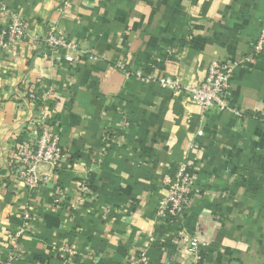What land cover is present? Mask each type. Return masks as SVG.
Returning <instances> with one entry per match:
<instances>
[{
  "label": "crops",
  "instance_id": "crops-1",
  "mask_svg": "<svg viewBox=\"0 0 264 264\" xmlns=\"http://www.w3.org/2000/svg\"><path fill=\"white\" fill-rule=\"evenodd\" d=\"M2 4L22 15L27 33L0 48V264L25 210L31 219L15 264H64L53 247L66 241L78 247L72 264H264V53L230 79L240 114H203L184 93L134 75L199 82L213 59H241L264 24V0ZM52 23L77 51L52 53L35 40ZM43 105L67 157L56 170L39 167L51 180L30 191L12 164ZM184 160L199 193L172 223L157 210ZM86 177L92 193L79 200ZM194 237L205 243L198 252L189 250Z\"/></svg>",
  "mask_w": 264,
  "mask_h": 264
},
{
  "label": "built area",
  "instance_id": "built-area-1",
  "mask_svg": "<svg viewBox=\"0 0 264 264\" xmlns=\"http://www.w3.org/2000/svg\"><path fill=\"white\" fill-rule=\"evenodd\" d=\"M0 48L6 49L22 41L27 33L26 23L22 15L6 4L0 5ZM36 41H42L46 50L53 53L58 49L67 51L79 49L76 41L71 40L68 35L60 29L57 24H49L41 36H35ZM264 53V24L257 35L253 49L249 54L244 55L239 60L232 62L222 58L213 59L208 68L204 80L199 82H184L180 77H168L156 75L154 73L145 74L142 70H137L134 75L143 82H156L159 85L169 88L173 94L184 93L205 112L212 109L229 110L240 114V111L231 106L229 97L230 79L234 76L236 68L242 64L253 63ZM69 59L73 57L68 56ZM92 59L97 57L92 56ZM116 68L125 70L123 62H119ZM128 74V73H127ZM35 100V96H33ZM51 109L43 105L38 117L27 130L26 141L16 148L15 157L12 164L14 177L21 182L28 190H37L41 185L48 183L51 176L39 170V167H49L58 169L67 155L60 143V133L53 124ZM198 135H203V130L198 131ZM176 183L166 193L158 205L157 213L165 215L172 223H182L184 214L192 203L193 196L199 193L195 187V170L188 160L181 161L176 171ZM91 179L84 178L76 186L79 200L91 195ZM64 190L58 189L54 195V201L60 202L63 198ZM31 213L25 210L22 215V222L14 234V241L11 251L3 264H15L23 258L21 251L22 238L27 235ZM189 250L198 252L201 243L194 237L189 241ZM54 253L60 256L64 264H72L74 257L78 254V247L71 242H62L53 247ZM147 261L146 253L140 258ZM130 264H135L132 262Z\"/></svg>",
  "mask_w": 264,
  "mask_h": 264
}]
</instances>
